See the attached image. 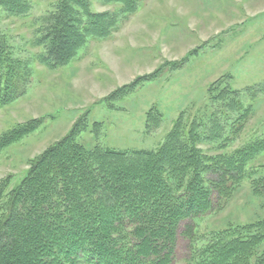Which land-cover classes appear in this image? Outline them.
Masks as SVG:
<instances>
[{
    "label": "trees",
    "instance_id": "trees-1",
    "mask_svg": "<svg viewBox=\"0 0 264 264\" xmlns=\"http://www.w3.org/2000/svg\"><path fill=\"white\" fill-rule=\"evenodd\" d=\"M104 2L120 6L125 17L140 8V0ZM31 10L30 0H0V19L25 17ZM117 25L115 14L93 11L88 0H57L38 31L35 45L43 51L35 58L50 69L66 66L89 39L108 38ZM162 69L109 101L131 93L141 81L156 79ZM31 75L30 62L16 56L0 30V109L24 95ZM225 85L210 91L212 97L219 92L213 99L239 114V129L250 109L239 92ZM156 111L147 114V129L159 124ZM211 123L201 133V122L190 123L181 114L157 150L120 151L86 147L79 141L85 127L77 122L32 161L10 193L0 222V264H176L182 239L190 248L186 264H264V219L228 227L200 244L197 221L222 208L243 182L260 174L249 169L264 153L260 139L229 153L205 154L202 143L225 150L233 136L224 134L219 121ZM42 124L33 120L5 134L0 151ZM252 188L264 196V176L253 179ZM4 195L0 186V204Z\"/></svg>",
    "mask_w": 264,
    "mask_h": 264
},
{
    "label": "rangeland",
    "instance_id": "rangeland-1",
    "mask_svg": "<svg viewBox=\"0 0 264 264\" xmlns=\"http://www.w3.org/2000/svg\"><path fill=\"white\" fill-rule=\"evenodd\" d=\"M30 1L29 15L0 19V30L9 37L16 56L29 61L32 70L24 95L0 109V138L33 120L43 124L0 151V186L5 188L0 222L10 193L32 161L67 136L77 122L85 127L79 141L86 147L120 151L157 150L181 114L190 123L201 122V133L212 127V120L224 126L225 135L233 133L225 150L202 143L207 155L229 153L264 139V0H140L139 10L126 17L116 4L88 0L93 11L115 14L117 28L108 38L89 39L73 60L57 69L35 58L43 51L35 45L38 31L57 0ZM161 67L156 79L141 81L131 93L109 101ZM224 83L239 92L250 109L239 129L235 124L239 114L230 113L222 101L213 99L219 92L212 97L210 91L214 86L225 88ZM153 108L160 122L147 129V114ZM249 170L260 174L243 182L222 208L197 221L200 244L228 227L264 219V196H256L252 188V180L264 176V153ZM188 245L180 241L176 264L190 258Z\"/></svg>",
    "mask_w": 264,
    "mask_h": 264
}]
</instances>
